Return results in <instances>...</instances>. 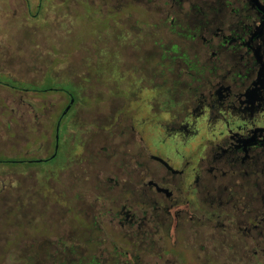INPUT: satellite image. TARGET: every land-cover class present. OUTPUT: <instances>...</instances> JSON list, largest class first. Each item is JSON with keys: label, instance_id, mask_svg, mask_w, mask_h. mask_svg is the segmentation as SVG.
Masks as SVG:
<instances>
[{"label": "flooded vegetation", "instance_id": "1", "mask_svg": "<svg viewBox=\"0 0 264 264\" xmlns=\"http://www.w3.org/2000/svg\"><path fill=\"white\" fill-rule=\"evenodd\" d=\"M70 2L112 49L31 91L18 264H264V0Z\"/></svg>", "mask_w": 264, "mask_h": 264}, {"label": "rangeland", "instance_id": "2", "mask_svg": "<svg viewBox=\"0 0 264 264\" xmlns=\"http://www.w3.org/2000/svg\"><path fill=\"white\" fill-rule=\"evenodd\" d=\"M70 1L66 0L67 4L62 5L60 0H0V11L9 13L13 2L17 11L14 17L10 12L8 31L4 32L6 37L3 42L0 41V54L8 50V57L13 58L0 59V161L3 162L0 163L1 263L22 262L20 249L12 252L11 248L12 242L18 248L22 233L25 232L22 225L26 193L23 176L25 166L5 162L13 157L20 159L25 151L36 153L41 142L46 139L44 133H38L29 121L33 113L26 104H31L37 115L43 110L42 101L31 96L34 93L31 91L39 92L47 88L69 90L66 78L69 77L72 59L87 55L103 58L111 54L109 45L95 42V33L101 27L97 22L86 19V12L91 10L78 11ZM64 13L69 19L62 16ZM50 94L54 96L55 93ZM52 96L46 98L48 106L56 104ZM19 98L23 99L25 107L19 108ZM23 113L26 117L22 119ZM25 138L30 142L26 148ZM40 166L31 165L38 169ZM30 184H34L33 179ZM36 212L33 214L37 215ZM38 230L37 227L33 231Z\"/></svg>", "mask_w": 264, "mask_h": 264}, {"label": "crops", "instance_id": "3", "mask_svg": "<svg viewBox=\"0 0 264 264\" xmlns=\"http://www.w3.org/2000/svg\"><path fill=\"white\" fill-rule=\"evenodd\" d=\"M9 1H12V0H9ZM9 5H11V3ZM12 8H13V5L10 6L9 13H4V12L0 11V17L3 18V19L0 20V22H1V24H0V34H1L0 35V41L1 42H3L4 41L3 39L6 37L4 35V32L8 31V24H9L8 22H10L9 21L10 16H11L10 12H12ZM12 17H13V15H12ZM0 47H2V46H0ZM7 52H8V50L4 52L5 54H3V55L0 54V58L7 59V57H8Z\"/></svg>", "mask_w": 264, "mask_h": 264}, {"label": "trees", "instance_id": "4", "mask_svg": "<svg viewBox=\"0 0 264 264\" xmlns=\"http://www.w3.org/2000/svg\"><path fill=\"white\" fill-rule=\"evenodd\" d=\"M0 163H3V162H2V161H0ZM5 163H8V161H7V162H5ZM7 255H8V254H7ZM8 256L10 257V256H12V255H8ZM1 258H2V257H1ZM1 258H0V263H1ZM17 259H18V258H17ZM18 263H20V262L18 261ZM18 263H17V264H18ZM1 264H8V263H1Z\"/></svg>", "mask_w": 264, "mask_h": 264}]
</instances>
